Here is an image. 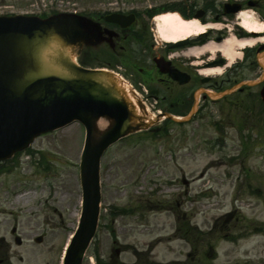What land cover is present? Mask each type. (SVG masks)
<instances>
[{"label":"rangeland","instance_id":"1","mask_svg":"<svg viewBox=\"0 0 264 264\" xmlns=\"http://www.w3.org/2000/svg\"><path fill=\"white\" fill-rule=\"evenodd\" d=\"M113 1L0 0V14ZM256 115L252 127L242 128L232 115L228 127L217 130L204 110L182 125L167 123L163 133L142 131L111 146L101 160V215L82 264H97L94 250L102 264H264V113ZM83 142L79 123L43 134L31 146L37 153L24 154L20 168L0 178V206L21 186L28 189V206L41 198L31 225L25 224L28 212L19 217L24 230L44 231L45 241L36 246L29 233L21 247L12 245L17 254L38 249L32 264L46 258L59 264L77 224ZM40 155L47 163L36 164ZM111 205L126 209L124 216L112 220ZM5 227L0 235L9 240Z\"/></svg>","mask_w":264,"mask_h":264},{"label":"flooded vegetation","instance_id":"2","mask_svg":"<svg viewBox=\"0 0 264 264\" xmlns=\"http://www.w3.org/2000/svg\"><path fill=\"white\" fill-rule=\"evenodd\" d=\"M109 5L115 8L90 16L103 31L104 41L100 44L110 56L108 65L139 91L146 86V100L160 112L187 111L195 90L203 88L205 99L202 97L201 101L205 100V116L216 115L221 124H227L232 115L237 121L249 124L258 116L257 110L264 113L260 97L264 87V0H122L121 4L113 1ZM112 12L114 15L110 16ZM175 12L187 21L196 19L205 26V32L196 38L177 40L176 43L182 42L180 46L160 43L156 19ZM252 22L262 25V29L252 30L249 27ZM202 44L205 50L201 55L184 51ZM156 59L182 75L174 79L157 66ZM203 71L205 77L201 78L198 74ZM185 77L188 80L181 83ZM247 81L254 84L241 85L217 98L208 95L219 94ZM1 167L6 169L7 166ZM1 174H5V170ZM26 191L27 187L22 186L13 189L3 199L7 206H0L3 208L0 213L4 212L0 226L7 225L8 229L5 228L11 237L8 240L0 235V264H32L33 259L36 262L39 259L38 249L33 246L24 254L12 249L13 244L21 247L27 239L24 236L29 233L33 235L30 241L36 246L47 236L44 231L35 234L32 227L23 229L20 214L28 212L24 215L27 216L25 224L31 225L38 216L35 206L41 205V198L36 197L28 206ZM35 237L41 238L40 243L35 242ZM50 250L48 247L47 252ZM50 261L46 258L42 262L50 264Z\"/></svg>","mask_w":264,"mask_h":264},{"label":"water","instance_id":"3","mask_svg":"<svg viewBox=\"0 0 264 264\" xmlns=\"http://www.w3.org/2000/svg\"><path fill=\"white\" fill-rule=\"evenodd\" d=\"M102 40L88 18L58 13L0 16V160L27 147L42 133L73 121L85 127L80 162L83 206L64 264H81L99 213V162L109 145L147 129L144 107L111 71L83 67L75 57ZM138 107V110H137ZM191 112L183 119L188 120ZM99 121L105 125L99 127Z\"/></svg>","mask_w":264,"mask_h":264},{"label":"bare ground","instance_id":"4","mask_svg":"<svg viewBox=\"0 0 264 264\" xmlns=\"http://www.w3.org/2000/svg\"><path fill=\"white\" fill-rule=\"evenodd\" d=\"M157 31L161 38L165 40H176L184 38L190 34L194 35L201 33L205 30V26L200 24L197 20L187 21L181 18L177 13L163 14L156 19ZM249 27L252 30L262 29V25L255 23H249ZM194 52L195 49H192ZM99 127H102L104 123L99 121Z\"/></svg>","mask_w":264,"mask_h":264}]
</instances>
